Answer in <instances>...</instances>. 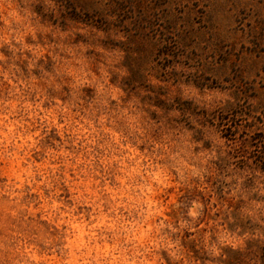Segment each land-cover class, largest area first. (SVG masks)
I'll return each mask as SVG.
<instances>
[{"label": "clouds", "instance_id": "clouds-1", "mask_svg": "<svg viewBox=\"0 0 264 264\" xmlns=\"http://www.w3.org/2000/svg\"><path fill=\"white\" fill-rule=\"evenodd\" d=\"M35 3L0 0V46L12 52L0 53L6 65L0 67V264H228L230 251L264 240L262 169L233 166L229 173V196L240 202L237 214L250 225L239 235L197 232L184 219L191 208L175 221L160 218L162 194L175 186L202 187L226 146L211 130H162L139 113L112 106L117 90L110 78L118 57L97 47L106 59L93 71L82 55L89 45H78L80 54L61 47L71 58L53 56L52 72L40 78L45 87L31 74L34 60L27 78L16 75L14 61L25 58L16 53L36 52L25 37L48 31ZM229 99L205 93L197 103L211 108ZM33 203L37 208L28 211ZM94 203L108 205L112 215L89 214ZM185 231L192 235L184 237Z\"/></svg>", "mask_w": 264, "mask_h": 264}, {"label": "rangeland", "instance_id": "rangeland-1", "mask_svg": "<svg viewBox=\"0 0 264 264\" xmlns=\"http://www.w3.org/2000/svg\"><path fill=\"white\" fill-rule=\"evenodd\" d=\"M34 11L48 31L37 30L35 39L25 37L36 52L16 53L25 57L14 61L16 75L27 78V65L34 60L31 74L45 87L40 78L52 72L53 56L71 58L61 47L80 54L78 45H89L82 55L93 71L106 59L97 47L118 57L110 78L117 90L112 106L139 113L162 130H211L213 139L226 146L219 167L202 187L175 186L162 194L160 218L175 221L191 208L184 219L199 233L248 230L250 225L237 214L240 202L229 196L234 185L228 177L233 166L264 170V0H36ZM0 53L12 55L7 45L0 46ZM0 67L6 65L0 61ZM47 91L53 94L51 87ZM218 92L227 94L228 102L211 108L197 103L200 95ZM37 206L33 203L28 211ZM108 207L94 203L87 212L103 219L112 215ZM228 264H264V240L250 239L243 250L230 251Z\"/></svg>", "mask_w": 264, "mask_h": 264}]
</instances>
